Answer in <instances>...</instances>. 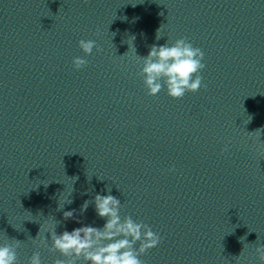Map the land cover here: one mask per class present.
Wrapping results in <instances>:
<instances>
[{"label":"clouds","instance_id":"obj_1","mask_svg":"<svg viewBox=\"0 0 264 264\" xmlns=\"http://www.w3.org/2000/svg\"><path fill=\"white\" fill-rule=\"evenodd\" d=\"M87 2L88 0H84V3ZM161 28L157 30V40L162 36ZM78 46L85 56L91 55L94 48L97 52L101 51L94 40L81 39L78 41ZM130 47L136 55L132 44L129 45ZM136 57L142 60L139 75L143 77L144 85L148 90L147 94L150 96H156L162 88L166 87L170 97L181 99L187 92L195 93L205 86L202 84L203 77L200 75L206 67L202 62L204 53L200 48L194 47L186 37L176 39L172 44L168 42L159 46L153 44L147 56L136 55ZM72 64L76 70H81L88 61L78 56L73 58ZM227 150V147L223 149V151ZM107 191L110 193L111 189L108 188ZM68 202L71 203V201ZM94 204L98 217L106 220L102 228L82 226L71 232L65 230L59 235L55 230L51 232L52 244L49 251L59 252L66 258L57 259L55 264H76L81 258L85 264H143L139 257L159 245L160 235L149 225L137 222L131 216L122 218L121 202L111 194H96ZM88 206L89 201H85L81 206V212L86 211ZM74 211H65L64 218H72ZM244 239L245 237H241V242ZM40 243L47 246V241L44 239H41ZM20 244L21 241L13 239L11 243L5 242L0 245V264H18L17 249ZM137 244H139L138 248ZM242 252L235 257L238 264ZM255 252L260 264H264V244L258 245ZM28 264H42L39 251L33 252Z\"/></svg>","mask_w":264,"mask_h":264}]
</instances>
